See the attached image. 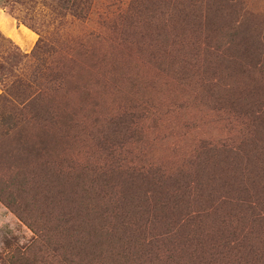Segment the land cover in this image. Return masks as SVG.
Masks as SVG:
<instances>
[{
    "label": "rangeland",
    "instance_id": "1",
    "mask_svg": "<svg viewBox=\"0 0 264 264\" xmlns=\"http://www.w3.org/2000/svg\"><path fill=\"white\" fill-rule=\"evenodd\" d=\"M0 7V264H264V0Z\"/></svg>",
    "mask_w": 264,
    "mask_h": 264
},
{
    "label": "crops",
    "instance_id": "2",
    "mask_svg": "<svg viewBox=\"0 0 264 264\" xmlns=\"http://www.w3.org/2000/svg\"><path fill=\"white\" fill-rule=\"evenodd\" d=\"M0 33L22 53L29 51L36 40V34L33 31L17 22L2 7H0Z\"/></svg>",
    "mask_w": 264,
    "mask_h": 264
},
{
    "label": "trees",
    "instance_id": "3",
    "mask_svg": "<svg viewBox=\"0 0 264 264\" xmlns=\"http://www.w3.org/2000/svg\"><path fill=\"white\" fill-rule=\"evenodd\" d=\"M27 26V25H26ZM30 30H32L33 32H35L37 35H38V39H37V43H40L41 42V37H40V35H39V33H38V31L36 30V29H33V28H31L30 26H27ZM37 46V45H36ZM32 232H33V230H32ZM35 232V231H34ZM39 235V234H38Z\"/></svg>",
    "mask_w": 264,
    "mask_h": 264
}]
</instances>
